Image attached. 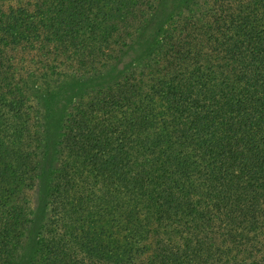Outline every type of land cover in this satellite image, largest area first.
I'll return each mask as SVG.
<instances>
[{"label": "trees", "instance_id": "16d2710c", "mask_svg": "<svg viewBox=\"0 0 264 264\" xmlns=\"http://www.w3.org/2000/svg\"><path fill=\"white\" fill-rule=\"evenodd\" d=\"M0 264H264V0H0Z\"/></svg>", "mask_w": 264, "mask_h": 264}, {"label": "rangeland", "instance_id": "374dc122", "mask_svg": "<svg viewBox=\"0 0 264 264\" xmlns=\"http://www.w3.org/2000/svg\"><path fill=\"white\" fill-rule=\"evenodd\" d=\"M181 10V8H178L177 10H176V12H178V11H180ZM171 17H173V14L170 16V19H171ZM169 19V20H170ZM169 20H167L166 21V23L167 22H169ZM161 33H162V30L160 29V33H159V35L157 36V39L155 40V43H157V41L160 39V36H161ZM129 61H131V60H129ZM129 61H125V65L127 64V63H129ZM75 86H78L79 84H81V81H77L76 83H73ZM38 193H40V192H38ZM38 193L36 194V195H38ZM37 197V196H36ZM28 243L31 245H29L30 246V248H31V250L30 251H28L27 252V255L29 256V257H31L32 255H33V253H34V245H35V241H28Z\"/></svg>", "mask_w": 264, "mask_h": 264}]
</instances>
